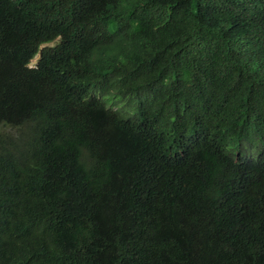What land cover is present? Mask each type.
<instances>
[{
	"label": "trees",
	"instance_id": "obj_1",
	"mask_svg": "<svg viewBox=\"0 0 264 264\" xmlns=\"http://www.w3.org/2000/svg\"><path fill=\"white\" fill-rule=\"evenodd\" d=\"M253 135L264 0H0V264H264Z\"/></svg>",
	"mask_w": 264,
	"mask_h": 264
},
{
	"label": "clouds",
	"instance_id": "obj_2",
	"mask_svg": "<svg viewBox=\"0 0 264 264\" xmlns=\"http://www.w3.org/2000/svg\"><path fill=\"white\" fill-rule=\"evenodd\" d=\"M7 14L3 10L2 11V19L6 20ZM46 46H55V43H52L51 45ZM78 52L79 48H77ZM41 54L39 53L32 61L28 63L26 66L27 69H35L38 65V62L40 61ZM258 122H255L254 120L250 123V129L255 128L254 131H257L260 129L259 125L257 126ZM254 144L251 145L249 149L244 150L238 155V161L237 163L239 167L242 168L244 164H246L248 167H244L241 171V181L244 182L247 186H258L259 188L264 189V141L259 140L257 141V138L255 135ZM243 147V146H242ZM253 150H257V153L254 155Z\"/></svg>",
	"mask_w": 264,
	"mask_h": 264
},
{
	"label": "rangeland",
	"instance_id": "obj_3",
	"mask_svg": "<svg viewBox=\"0 0 264 264\" xmlns=\"http://www.w3.org/2000/svg\"><path fill=\"white\" fill-rule=\"evenodd\" d=\"M250 150V149H249ZM257 153V150H253V154L255 155Z\"/></svg>",
	"mask_w": 264,
	"mask_h": 264
}]
</instances>
